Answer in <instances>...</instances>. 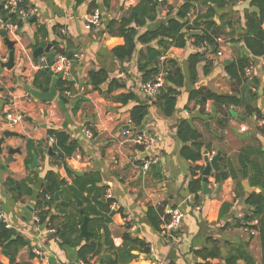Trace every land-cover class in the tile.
<instances>
[{
  "label": "crops",
  "instance_id": "crops-1",
  "mask_svg": "<svg viewBox=\"0 0 264 264\" xmlns=\"http://www.w3.org/2000/svg\"><path fill=\"white\" fill-rule=\"evenodd\" d=\"M185 1L171 0L169 12L160 8L154 21H148L145 26L138 27L137 48L131 58L121 61L111 50L123 45L125 39L110 34L107 24L111 20L122 18L138 0H22L29 16L21 19L18 13L21 25L4 20L2 11L7 10V0H0V137L8 130L17 133L6 138L1 146L0 210L5 222L16 232L15 237L22 236L27 240V244L16 254L17 262L85 264L79 258V247L61 246L55 233L33 219L38 195L49 185L46 179L48 170L53 169L59 173L60 179L65 183L64 188L74 183V177L68 173V169L59 159L60 156H50L48 147L41 146V142L49 138L48 129L52 127L70 133L72 140L79 143V149L67 159L68 166L83 171V175L89 173L86 172L88 170L99 172L102 179L99 185L104 186L106 192L111 191L116 207L108 227L114 244H123V233L128 221L135 226L133 234L147 244L149 252L136 251L138 257L130 264H195L202 259L194 252L210 245V239L219 242L223 254V258L211 260V263L225 264V256L234 247L239 246H245L258 262L261 261L262 243L259 233L236 224L249 210L245 202L251 194L248 188L253 187L254 192L261 191V188L253 186L247 178L242 179L241 185L236 187L233 178L229 177L210 189V194L202 191L198 202H195V194L188 190V184L192 177L191 166L206 165L205 151H208L210 158L221 150L222 155L235 159L242 149L249 145L259 146L264 151V126L257 115L247 110L248 106L255 107L264 118V58L258 59L255 66L251 64V73H246L247 79L243 80L240 92L237 93L240 104L218 105L213 100L201 104L195 100L189 101V95L193 89L200 87L218 94H233L232 79L226 65L241 54H247L246 49H249L243 41H222L221 57L217 54H206L207 60L198 64L196 81L192 80L189 71V57L199 50L193 40L185 47L170 48L168 56L178 61L185 75L177 109L171 116H164L159 108L151 104L142 90V73L137 65L139 51L159 45L158 40L141 43L138 37L165 21L169 13L174 15ZM191 1L194 3L189 13V19L192 21L198 14L203 13L206 7ZM252 1L240 0L218 11L226 21L233 22L234 38H240L245 33V11L252 10ZM93 5H96L95 8ZM97 8L101 13L102 26L98 29L87 28V15ZM4 22L12 25L8 30V37L16 42L15 65L11 69L3 67L10 52L5 37L2 36L1 25ZM15 24H18V27H14ZM262 26L264 29V22ZM55 42L62 48L69 49L72 58L75 53L81 54L73 73L71 71L69 76L70 80L75 81V91L70 95L66 94L69 99V102L65 103L68 115L56 100L35 101L23 87L25 83L32 85L37 72L49 65L45 54L40 55L37 60L34 58V51L51 44L50 52L55 56ZM43 57L46 58L45 62L42 61ZM230 59L231 62L226 63ZM208 60H212L213 64L209 67L210 70L205 72ZM93 69H104L109 74L101 90L94 89L89 82L88 73ZM255 79L259 82L255 83ZM127 93L135 94L136 100L123 104L115 99L116 96ZM9 94L16 98L14 114L22 116V119L14 124L8 121L4 112ZM76 100L78 103L73 105ZM138 102L148 105V114L144 120L148 121V124L145 129L156 137V144L150 152L143 151L131 136L124 133L127 125L134 126L133 123L130 124L131 107ZM185 119L201 134L204 146L201 160L190 162L182 158L186 165V171H183L175 157L182 146L177 137V130L179 123ZM86 127L92 129L93 136L85 134ZM242 127H246V130L242 131ZM241 133L247 135L242 136ZM30 141L33 143L30 144ZM10 147H20L21 152L14 154L13 160L7 162ZM149 156H157L159 160L143 175L140 166ZM166 158L168 160L163 164L162 161ZM212 175L209 180L214 179ZM12 179L23 181V189L30 190L31 194H23L20 199H16L14 196L18 191L10 181ZM70 198L76 202L69 192L62 190L60 201H54L52 204V212L60 213L64 206L69 205ZM168 201L185 213L180 229L172 238L164 236L148 217L150 208L156 207L159 202ZM226 204L229 206L222 213ZM66 209L71 210V207ZM35 248L47 255L48 262L41 261L34 252ZM10 255L8 249L0 246V262L8 264ZM51 256L56 258L55 263L50 262ZM105 257L112 258L114 255L106 250ZM92 261L95 263L97 258Z\"/></svg>",
  "mask_w": 264,
  "mask_h": 264
},
{
  "label": "trees",
  "instance_id": "trees-1",
  "mask_svg": "<svg viewBox=\"0 0 264 264\" xmlns=\"http://www.w3.org/2000/svg\"><path fill=\"white\" fill-rule=\"evenodd\" d=\"M81 1V0H79ZM206 7L203 13L197 15L194 20L189 19V13L194 6L193 1L186 0L177 8L174 15L169 13L165 21L160 22L154 28H151L140 34L138 40L141 43H150L158 40L157 47L149 46L145 51L140 50L137 60L139 71L142 73V81L147 82L154 80L160 73L164 72L165 84L160 92L152 97L147 98L153 106L159 108L163 115L168 117L174 114L178 105V96L181 88L185 84V75L178 61L168 56V52L172 47H185L190 40L199 48L197 52L189 57V71L193 81L197 78L198 64L207 60L206 54H217L221 46V41L240 42L243 41L249 49L250 54H241L236 60L226 65V70L232 79L233 94H218L210 89L203 87L193 89L189 95V101L195 100L201 104L207 100H213L218 105L240 104L237 93L243 80L247 79L246 69L251 64L256 65V61L264 58V0H253L251 7L260 8V12L247 9L245 11V33L240 38H234L235 30L233 22L226 21L223 15H219L220 9L226 8L230 4H234L240 0H194ZM21 7H26L25 3H21ZM96 5H93L95 8ZM161 5L157 0H138L135 6L130 7L127 13L119 20H111L107 24V30L112 35L122 36L125 39L123 45L117 46L111 52L121 61L129 59L133 56L137 44L136 36L137 28L145 26L148 21H154L157 18ZM171 10V7H170ZM5 21L10 20L13 23L22 24L18 19V11L10 13L8 10L2 11ZM219 17L221 22L218 23L215 18ZM222 24L228 25L229 30L225 29ZM186 30V31H185ZM207 42L209 46L202 49V45ZM56 53H63L68 58H72L69 49L62 48L59 43L55 42ZM166 56L165 61H161L162 56ZM78 62L76 61L71 71ZM213 64L212 60H208L205 66V72ZM89 82L96 90H101L103 84L109 78V74L104 69L90 70L88 73ZM52 82V76L43 68L35 75L32 85L42 91H48ZM259 80L255 79V83ZM75 81L69 78H62L57 83L60 98L64 103H68L69 99L66 91H75ZM119 86V84H118ZM113 86L109 89L111 92ZM116 100L127 104L136 100L133 93L120 94L115 97ZM148 105L142 102L136 103L131 107V121L134 127H140L145 120V111ZM247 110L251 114L261 118V112L252 106H248ZM49 138L41 142V146L52 148L60 156V161L68 169V173L74 177L73 185L65 187V183L60 179V175L55 170H48L46 179L49 185L45 186L43 191L39 193L35 213L39 217L38 223L42 227L48 229L55 228V236L60 239L61 246L79 247V258L85 264H130V262L138 257L136 251L149 252V248L143 239L135 236L131 231V223L125 225L123 233V244L116 246L110 235L108 224L112 220L115 209L112 208L113 198L107 197L106 188L99 185L102 181L99 172L92 171L84 175H75L68 168L67 159L71 158L79 149V143L72 140L70 133L56 129H48ZM50 137L55 139L50 141ZM177 137L182 142L181 157L190 162H197L203 158V142L201 134L195 129L193 124L185 119L179 123ZM33 141H30L32 144ZM203 165H194L190 168L191 180L188 184V190L195 194V202L199 200V192H202L204 170ZM217 183H221L231 177L236 183V187L241 185L242 179H249L250 183L261 188L259 192H253L245 199L249 210L241 219L237 220L238 226H246L249 229L256 230L262 243V257L258 262L245 246L234 247L232 251L225 256V264H264V151L255 145H249L242 149L238 157L232 158L222 155L219 161V168L212 175ZM18 191L14 196L20 199L23 194H31L30 190L23 189V181L10 180ZM69 192L74 198L75 195L82 199L83 205L78 207L76 202L70 198L69 205L64 206L60 213L52 212L55 193L60 191ZM107 197V198H106ZM49 201H51L49 203ZM76 205H75V204ZM170 203L164 202V204ZM229 204L224 205L223 211L227 209ZM71 207V210H67ZM84 210V213L81 212ZM122 210V209H121ZM90 217L88 221V229L92 233L88 238L81 235L80 226L84 222V216ZM148 217L155 228L162 230V224L168 222L170 217L164 214V206L152 207L148 211ZM257 220V224L253 220ZM177 232L175 231V235ZM14 236V230L8 228L6 223L0 220V246L8 249L11 253L10 262L8 264H31L20 263L16 260V254L20 248L27 244V240L22 236ZM113 253L114 257H105V251ZM201 261L195 264H214L211 260L223 258L222 249L219 242L210 239V245L194 252ZM97 261L93 263V259ZM0 264H4L0 262ZM220 264V263H219Z\"/></svg>",
  "mask_w": 264,
  "mask_h": 264
},
{
  "label": "built area",
  "instance_id": "built-area-1",
  "mask_svg": "<svg viewBox=\"0 0 264 264\" xmlns=\"http://www.w3.org/2000/svg\"><path fill=\"white\" fill-rule=\"evenodd\" d=\"M170 1L171 0H157V2L161 5V8L163 11L165 12H169L170 11ZM22 0H7L6 3V7L8 11H18L21 19H26L29 16V12L24 8L21 7ZM86 27L87 28H100L102 26V19H101V13L100 10L94 9L93 12H91L89 15H87L86 18ZM3 30H9L12 25L10 24H6L5 22L2 23L1 25ZM14 27H18V24ZM220 41L222 42V40L220 39ZM209 46V44L207 42H205L202 45V49H206ZM217 56L221 57L223 56V50L220 48L217 52ZM81 58V54L79 53H75L73 58H68L65 54L63 53H56V55L54 56V63L51 67V69L57 74L60 72L65 73L68 77L71 75V68L73 66V64L77 61H79ZM166 60V56H162L161 57V61H165ZM42 61L45 62L46 58L43 57ZM253 69V65H250L249 67H247L246 69V73H251ZM165 84V78H164V72H160L154 80H150L147 82H143L142 83V90L144 92V94L147 96V98L151 99L152 97H154L155 95H157L160 92V89L164 86ZM72 91H66V94L70 95L72 94ZM29 100H31V98L29 97ZM16 105V98L9 94L6 100V104L4 105V112L6 115V118L8 119V121L10 123H17L22 119V116L20 114L16 115L13 112V109L15 108ZM260 123L262 126H264V118H260L259 119ZM132 123V121H130V124ZM246 127H242V131H245ZM85 134L87 136H93V131L91 128L86 127L84 129ZM124 133L126 135H129L132 137V140L137 143L138 145L141 146V148L143 149V151H147L150 152L152 147H154V145L156 144V137L154 136V134H152L150 131L143 129V130H138V131H133L131 128H126L124 129ZM51 141L54 142L55 139L52 137ZM212 157V156H211ZM158 157L154 156V157H150L145 159L142 163V165L140 166L141 172L143 175H146V173L150 170V168L152 167V165L156 164L158 162ZM218 183L216 182L215 179H211L208 180V188L209 189H213L215 188V186ZM202 192H199V194ZM107 197L108 198H112V193L111 191H107ZM164 206V214L168 215L170 217V220L166 223L163 224L162 226V230L161 233L164 236L167 237H175V231L179 230L184 218V211H182L179 207H176L174 205H172L171 203H166L164 204V202H159L157 206ZM112 207L115 209L116 204L112 203ZM197 208L199 209L200 206L198 205ZM33 219L34 221H36L38 223L39 221V217L37 215V213H35L33 215ZM0 220L5 222L4 220V216L3 213L0 210ZM129 222V221H128ZM257 220H253L254 224H257ZM6 223V222H5ZM6 226L8 228H10V224L6 223ZM131 231L135 230V226L134 224H132L131 222ZM50 231H52L53 233H55V228H50ZM253 232H255V230L252 229ZM58 241H60L59 238H57ZM34 252L37 254V256L40 257L41 261H47L48 262V257L47 255L40 249L35 248Z\"/></svg>",
  "mask_w": 264,
  "mask_h": 264
},
{
  "label": "water",
  "instance_id": "water-1",
  "mask_svg": "<svg viewBox=\"0 0 264 264\" xmlns=\"http://www.w3.org/2000/svg\"><path fill=\"white\" fill-rule=\"evenodd\" d=\"M1 6H3V5H1ZM253 10L260 12V8H258L256 6L252 7V11ZM216 20L218 21V23L221 22L219 17H217ZM222 26L225 29L229 28L228 25H225V24H222ZM8 34H9L8 30H3L2 36L5 37V41H6L7 45H8L9 50H10L9 59L5 63H3V67H7V68L11 69L15 65V63H14V58H15V56H14V47H15V43L16 42L13 41V40H10L9 37H8ZM50 47H51V44H48L46 47H39L33 53L34 58L37 59V60H38L39 56L43 55V54H45L48 57V59H49V65L44 68L52 76V82L50 84L49 90L48 91H42V90L34 87L33 85L29 84V83L23 84V87L28 91L29 96L32 99H34L35 101L51 102V101L56 100L58 102V104L62 107V109L65 111L66 115H68V112H67V109H66V105H65L64 101L60 98V96L58 95L59 92H58V88H57V83H58V81L60 79H62V78L68 79L69 77L63 72H60V73L56 74L51 69V67H52V65L54 63V53L50 52ZM246 53L249 54V50L246 49ZM229 62H231V59L226 61V63H229ZM262 97L264 99V86H263V89H262ZM77 103H78V100L74 101L73 105H76ZM144 114L147 115L148 111H145ZM147 124H148V121H144L143 124L139 128L138 127H134V126L131 127L130 125H127V128H131L133 131L136 132L138 130L145 129ZM13 135H17V133L8 130V131H5L3 133L2 137H0V153H2V147L1 146H2V143L4 142V140L6 138H9L10 136H13ZM241 135L242 136H246L247 134L246 133H241ZM180 150H181V148L179 147V151H178V154L175 157V160H176L177 164L181 167V169L183 171H186V165H185V162L182 160ZM20 152H21V148L20 147H17V148L10 147L9 150H8L9 157L7 158V162H11L13 160V155L16 154V153H20ZM48 154L50 156H53V155H56L57 153L52 148H49ZM59 156H61V155H59ZM221 157H222V151L221 150H219L216 153V155L212 156L211 158L209 156L208 151H205L206 165H205L203 173H202V177H203L202 191L205 194H210L211 193L210 189L208 188V180H209V177L212 175V173L215 172L219 168V161H220ZM165 160H168V158H166V159H164L162 161L163 164L165 163ZM35 163H37V161ZM68 168L71 169L74 172L75 175H83V171L74 170V169L70 168L69 166H68ZM159 169H160V167H159ZM86 172H90V170H88ZM252 188L251 187L248 188V191L250 193L254 192V191H252ZM54 200L55 201H60V191L55 193ZM75 200L77 202V206L78 207H81L83 205L82 199H80L76 195H75ZM50 202L51 201H49V203ZM81 212L84 213V210H81ZM89 219H90V217L85 215L84 216V222L80 226L81 235L84 238H88L92 234L89 231V229H88V221H89ZM15 234H16V232L14 231V236L12 237V239L15 237ZM3 252L5 254H7L6 250H4ZM55 261H56V258L54 256H51L50 262L55 263ZM78 261L79 260H77V262Z\"/></svg>",
  "mask_w": 264,
  "mask_h": 264
}]
</instances>
